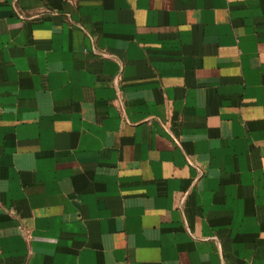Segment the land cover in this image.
Masks as SVG:
<instances>
[{"label":"crops","instance_id":"obj_1","mask_svg":"<svg viewBox=\"0 0 264 264\" xmlns=\"http://www.w3.org/2000/svg\"><path fill=\"white\" fill-rule=\"evenodd\" d=\"M0 264H264V0H0Z\"/></svg>","mask_w":264,"mask_h":264}]
</instances>
